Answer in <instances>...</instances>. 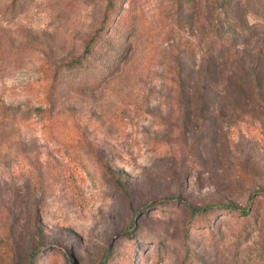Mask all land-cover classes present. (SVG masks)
I'll list each match as a JSON object with an SVG mask.
<instances>
[{
	"label": "rangeland",
	"instance_id": "374dc122",
	"mask_svg": "<svg viewBox=\"0 0 264 264\" xmlns=\"http://www.w3.org/2000/svg\"><path fill=\"white\" fill-rule=\"evenodd\" d=\"M112 3L0 0V264H264V0Z\"/></svg>",
	"mask_w": 264,
	"mask_h": 264
},
{
	"label": "trees",
	"instance_id": "16d2710c",
	"mask_svg": "<svg viewBox=\"0 0 264 264\" xmlns=\"http://www.w3.org/2000/svg\"><path fill=\"white\" fill-rule=\"evenodd\" d=\"M109 7H112L114 6V4L112 3V0H109V4H108ZM108 21L105 20L102 22L100 28H99V32L98 33H101V34H104L105 31H106V26L108 25L107 24ZM98 41V38L96 37H93L88 43H87V46H86V49H85V52L86 53H90L91 52V49L95 46V44L97 43ZM69 69H74V68H79L81 66H83L82 64V58H78L76 60H74L73 62H71V64L69 65ZM44 74L46 75V70L43 71ZM43 111H39V113H42ZM108 174L110 176H112L113 178H115V180L119 183V185L122 186V179H123V175L120 174V173H116V172H113L111 170L108 171ZM226 210H232V211H235L236 209H232V208H225ZM240 215H242L243 217H249V215L247 214L246 211L244 210H241V211H238ZM195 217L192 216V220L194 219ZM199 220H202L204 222H206V220H208L209 218V215L208 214H204V215H201L198 217ZM129 264H133V260L131 259L130 263Z\"/></svg>",
	"mask_w": 264,
	"mask_h": 264
}]
</instances>
